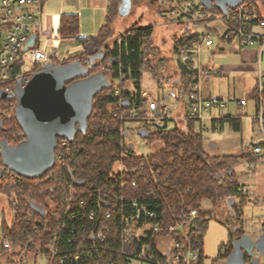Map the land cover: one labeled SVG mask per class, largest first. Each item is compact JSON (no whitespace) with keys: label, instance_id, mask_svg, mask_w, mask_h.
Returning <instances> with one entry per match:
<instances>
[{"label":"trees","instance_id":"1","mask_svg":"<svg viewBox=\"0 0 264 264\" xmlns=\"http://www.w3.org/2000/svg\"><path fill=\"white\" fill-rule=\"evenodd\" d=\"M121 2L122 0H107L103 23L91 36L77 35L79 30L77 14L60 15L52 32L53 37L74 38L81 44V51L63 59L52 55V63L64 66L75 61L83 70L90 67L88 75H100L107 83L93 96L92 110L86 116L82 128L74 127L73 140L69 146L72 144L76 146L65 154L60 163L53 164L37 179L16 175L9 177L6 172H2L0 193L7 198L9 207L13 205V195L17 196L19 204L14 206L18 211L15 214V224L9 226L2 218L0 232L6 235L5 239L13 241V244L20 243L23 251H32L36 243L27 242V236L37 241L41 238V242L37 243L42 245L41 251L48 255L45 248L48 235L59 228L57 247L59 256L64 259L63 264H93V261L106 260L111 256L118 259L121 253L123 264H129L143 244L148 247L147 255L151 253L159 261L165 262V254L158 251L157 245L164 237L169 236L186 242L193 250L199 248L196 259L187 264H203L205 259L203 237L207 229L209 211L201 207L202 201L211 198L216 202L231 197L233 202L230 208L233 213L238 210V206L243 208L248 196L238 183L233 166L240 160L246 159L255 163L259 158L241 151L235 155L209 153L204 148L203 133L197 128L198 123L187 116L184 117L183 127L175 125L168 128L166 119L153 123L158 129L156 132H151L147 125H143L150 132L145 140L159 139L162 142L161 148L157 151L141 155L134 151L132 145L126 143L128 128L126 120L121 118L122 115L129 112L143 115L144 106L148 101L141 88L142 72L149 67L153 74L154 69L145 57L144 43L153 36L154 27L152 24L134 22L114 37V26L120 16ZM151 4L157 8V13L163 15V18L166 17L163 14L168 11L169 5L166 0H151ZM257 4L258 18L263 19L264 0H259ZM197 24L200 23L193 25ZM201 36L202 34H191L186 26L173 45L175 76L183 86L184 93L188 88L189 71L181 62L180 54L186 45L200 39ZM96 53L102 54V58L96 57L91 65L89 58ZM84 60L88 63H83ZM20 66L21 60L17 58L12 63L11 72L15 74ZM9 68L7 67V70ZM85 76L87 75L83 74L77 79ZM17 81L13 79L7 81L14 93ZM255 92L256 87L250 95ZM12 98L11 100L1 98L0 101L3 108L9 103V116L6 118L0 116V168L2 151L17 145L24 138L21 124L15 116V101L14 97ZM221 123L222 126L228 123L235 131L240 130L239 119L226 116ZM120 162L124 165L123 172L115 171ZM49 174L51 175L48 176ZM73 179L82 180L84 183L76 186L72 183ZM132 181L135 182L134 185H131ZM68 185L73 186L76 196L71 199L70 209L66 211L64 204L60 202L68 190ZM149 190L152 192L151 196L146 194ZM98 192L107 195L111 204L115 203L117 206V210L112 211L109 218L104 215V207L102 209L97 207ZM50 195L54 196L60 205L48 217L50 221L47 222V226L49 231L51 230L48 234L44 232L42 223H35V219H40L41 222L43 220L41 210L39 215L34 214L29 220H25L21 214L28 209V206L22 205L24 197H30L32 199L30 207L35 208ZM233 207L237 208L236 211ZM188 209L196 210V215L190 225L184 228V232L167 231L166 225L175 224L180 215ZM146 211L152 212L153 216H148ZM131 218L139 225L143 222L157 223L160 229L158 232L149 231L139 240L131 238L130 243L125 245L119 230L125 227ZM103 227L108 231L104 232ZM102 229L106 235L104 242L96 237L97 232ZM91 231L94 233V240L89 238ZM241 233L243 231L240 228L235 231L230 229L232 239L234 235L239 236ZM1 240L0 253L9 254L6 264H20L21 262L14 261L17 255L4 248V242ZM79 243L82 244L81 253L84 255L74 263L73 256ZM229 248L228 253L231 246ZM83 249L89 250L87 253L91 258L87 257ZM51 264L59 263L54 259Z\"/></svg>","mask_w":264,"mask_h":264},{"label":"built area","instance_id":"2","mask_svg":"<svg viewBox=\"0 0 264 264\" xmlns=\"http://www.w3.org/2000/svg\"><path fill=\"white\" fill-rule=\"evenodd\" d=\"M168 3V11L166 14L170 16L171 24L178 25H190L194 23H206L209 21H219L225 25V30L221 34L222 40H232L235 39L240 47H250L257 46L260 50L264 46V18L259 19L256 11V5H258L259 0H244V2L236 7L233 10H230L228 13L223 14L220 11L208 10L201 6L198 0H166ZM40 4V0H0V91L12 94L14 97L13 90L7 84L9 80H18L21 81L22 85H25L29 76L39 67L46 63H52V55H47L40 49L34 46H27L26 50L23 51L25 44L29 37L34 34L37 37V41L41 38L42 32L38 23V16L36 14V9ZM260 11V10H259ZM52 39H54L52 37ZM213 44V40L208 34H202L201 38L194 40L186 45L180 54V60L183 64L186 65L188 73V88L186 92L187 96V106L188 112L187 117L194 119L201 130L205 128L202 124L203 120H208L211 123L213 130H221L220 122L227 114V108L229 104V99L224 96L219 97H204L201 89V80L206 71L202 68V64L199 61V52L203 46H210ZM55 55V54H54ZM56 56V55H55ZM17 58L21 60V66L19 71L15 74L11 72L12 63ZM83 63H88L87 60H84ZM28 64L29 67L25 69V65ZM7 67L9 70H7ZM117 91H114L116 93ZM1 101V99H0ZM15 101V97H14ZM238 104L243 106L246 104V99L241 98L238 100ZM255 114L254 119L257 127L261 133L259 141L246 140L243 141L241 145V153L249 154L259 159L264 160V74L260 73L256 81V92H255ZM9 103L5 104V108L2 107L0 103V116L6 118L9 116L8 113ZM144 114L137 115L133 112L122 115V119L128 121L132 120H142V121H151L161 122L163 120H171V117L168 118V108L167 106H160L156 100H149L144 106ZM22 136L23 133H22ZM71 141L66 138L59 137L57 138L55 150H54V164L60 163L65 154L67 155L69 150L75 148V144L69 146ZM252 162H249V167L252 166ZM2 167V166H1ZM124 165L120 162L115 171L123 172ZM6 172L9 177L15 176V174L9 172L8 170H3ZM49 174L48 176H50ZM17 176V175H16ZM76 180H72L74 185ZM122 186L124 182L121 183ZM135 182L132 181L131 185H134ZM77 186V185H76ZM2 194V193H0ZM147 195L151 196V190L147 191ZM3 195V194H2ZM62 201L60 203L64 204L66 211H69L70 201L73 200L76 196L75 189L72 185H68V190L63 194ZM4 196V195H3ZM13 205L8 206L10 211V221L7 225L13 226L16 221L17 210L14 206L19 204L17 196L13 195ZM54 196H49L45 198L44 202L35 206V208L30 207L32 204V199L30 197H24L23 206H28V209L24 211V214H21L25 220L33 218L34 214H40L39 210L42 211L41 218L35 219V223L39 222L44 228V232L47 233L49 228L47 222L49 223L48 217L54 213L57 209L59 202L55 201ZM7 201V198H6ZM97 207L102 209L104 207V215L106 218H109L112 211L117 210L116 204H111L108 200L107 195L98 192L97 196ZM8 205V202H7ZM148 216H153L152 212H147ZM91 215V214H90ZM196 215V210L188 209L186 212H183L180 215V219L175 222V224L166 225V230L169 232L183 231L184 228L192 222ZM92 217V216H91ZM127 221V220H126ZM128 224L123 226L119 232L121 239L125 245H128L131 238L139 240L145 236L146 233L158 232L160 225L152 222H143L140 225L134 221V218H131ZM104 230H99L96 234V237L101 242L105 241L106 235L104 232H107L108 229L103 227ZM112 229V228H109ZM115 229V228H114ZM36 230V229H34ZM51 231V230H50ZM49 231V232H50ZM60 229L56 228L53 232L49 234L46 248V255L41 251L42 245L37 243L41 242V238L35 240L31 236H27V242L34 243L32 251H23L22 245L20 243L13 244L11 240H7L6 235L0 232V239L3 243V247L9 249L15 255L19 262H23L25 258L24 255H44L47 259V264L56 259L59 264L64 263V259L58 254V239L57 234ZM104 231V232H103ZM118 231V229L116 230ZM12 234V233H11ZM93 231L89 232V238L94 240ZM20 242V241H14ZM82 243V241H80ZM32 243V244H33ZM79 243L76 252L73 256V262L76 263L79 260L80 256L84 254L82 252V244ZM163 246V247H162ZM157 249L162 254H165L166 261L161 262L154 255L150 253L147 255L148 247L145 244L141 245L140 250L134 255V259L140 260L143 262H148L151 264H187L189 261L195 260L199 248L191 249L188 244L182 240H176L169 236L164 237L159 241ZM83 252L87 254V257L91 258L88 254L89 250L83 249ZM88 252V253H87ZM3 254V253H2ZM0 253V256L2 255ZM123 254H119L118 259L114 256L108 257L106 260H98V262L93 261V264H123L124 261L121 259ZM9 254L5 260L0 259V264H5ZM27 257V256H26Z\"/></svg>","mask_w":264,"mask_h":264},{"label":"rangeland","instance_id":"3","mask_svg":"<svg viewBox=\"0 0 264 264\" xmlns=\"http://www.w3.org/2000/svg\"><path fill=\"white\" fill-rule=\"evenodd\" d=\"M63 0H51L48 4V8L52 11H57L61 8ZM129 13L126 16H122V19H117L119 21L115 22L114 32L115 36L121 31H123L127 26L131 25L134 22H139L143 25L152 24L154 27V34L152 38L145 41L146 49L150 51L151 55L149 58L152 59V55L154 54V48L156 45L164 51L167 49V46L163 43L168 42V36L164 35L163 31L168 32V27L166 25L167 22L164 21V16L157 13L156 7L151 4V0H132ZM163 16V17H162ZM214 25H219V21H209L204 23H200L198 25L190 24L188 25L191 28L192 33H203L208 34L213 40V46L220 44V34L213 29H206L207 27H212ZM170 26V25H168ZM166 28V29H165ZM172 30V27L170 26ZM221 27L219 28V32ZM45 33L42 34L41 38L38 40L37 47L40 48L44 53H54L56 56L58 54L59 59H63L77 53L81 49V44L76 39H62L61 46L57 49L52 45V36L51 30H44ZM172 34V31H171ZM55 39V38H54ZM61 41V40H59ZM222 44V43H221ZM158 48V47H157ZM156 48V49H157ZM159 49V48H158ZM151 50L153 53H151ZM67 51V52H66ZM207 49L202 48L200 51V60L207 58L208 55L206 53ZM223 51L220 49L216 50L214 53L215 62L224 61L225 59L219 58ZM97 59L95 60V62ZM69 64L73 65L76 68H80L79 64L75 61L70 62ZM29 67L28 64L25 65V69ZM160 68V66H159ZM158 68V82L157 84L154 78L150 77V68L146 67L142 72V86L144 91L151 100H156L160 106H167L168 118H173V113H175L176 109H178V103L180 101L184 102L187 100L186 94L183 93V86L180 84L179 86H174L173 88H169L171 85L168 81L167 76L163 73V70ZM252 73L248 70H232L222 73L221 75H212V79L214 82H211L210 86H204V88H208L211 92L210 97H219L224 96L225 98L231 99L229 106H236L237 100H240L241 97L246 98L247 105L244 106L243 112L248 116H254V102L251 95H246V87L243 86V82L245 79L250 81V75ZM210 84V83H209ZM178 97V98H177ZM236 111V110H235ZM233 111V112H235ZM242 129L241 131H234L230 129L227 125L223 127L222 130L216 131L213 130L211 124L208 120H203L202 124L205 128L202 130L203 139H204V148L211 154L221 155V154H231L235 155L240 152L241 145L243 141L250 139V135H248V122L245 119V116H242ZM143 125H147L151 132H156L158 129L153 123L149 120H132L126 122V128H128V134L126 133L125 141L127 144L132 145L134 151L141 155H146L157 151L161 148L162 142L159 139H154L152 141H148L142 139L138 134V128ZM183 127L182 121H169L167 122V127L171 128L173 126ZM197 128L198 125H197ZM255 132L253 135L254 141L258 140L261 137V133L258 127H254ZM252 139V140H253ZM214 143L215 146H212ZM233 170L235 172L236 178L239 183L244 185V191L246 190L248 194V201L244 205L243 208L233 207L236 211L233 213L231 208L228 205V199H222L220 201H216L219 204V207L214 206L211 198H206L202 201L201 207L205 210L211 211V218L224 220L226 225H223L226 230L231 229L233 231L236 228H240L243 233L247 234L252 239H256L260 234L264 233V160L258 159L255 163L253 162L252 168L249 167L248 160H240L237 164L233 166ZM214 201V200H213ZM215 202V201H214ZM237 206V204H236ZM209 211V212H210ZM232 212V213H231ZM10 211L7 205L6 197L0 194V224L2 218L5 223H9L10 221ZM213 222L209 223L210 229L212 228ZM223 226L219 230H215L213 234L211 233L210 242L211 246L209 247V253L214 255L218 252L219 245L221 241L216 240L217 235L223 230ZM228 228V229H227ZM209 229V230H210ZM235 233V232H234ZM227 234V233H226ZM240 234V235H241ZM239 235V236H240ZM237 235H234V239ZM238 236V237H239ZM233 240V239H232ZM163 247V246H162ZM9 250V249H8ZM8 252L3 253L0 256V259L5 260ZM27 256V257H26ZM23 262L20 264H47V259L44 255H36L31 256L26 253L24 255ZM205 260H207L205 258ZM14 261H18L17 257ZM221 260L219 264H222ZM129 264H151L148 262H143L140 260H132ZM260 264H264V255L260 258Z\"/></svg>","mask_w":264,"mask_h":264},{"label":"water","instance_id":"4","mask_svg":"<svg viewBox=\"0 0 264 264\" xmlns=\"http://www.w3.org/2000/svg\"><path fill=\"white\" fill-rule=\"evenodd\" d=\"M199 4L208 10L217 9L226 14L241 5L244 0H198ZM130 0H122L119 15L129 13ZM37 37L32 34L27 40V46H34ZM102 54L96 53L89 58L90 64ZM80 66V65H79ZM89 68L84 70L71 64L56 66L46 63L34 71L25 85L17 81L15 87V116L22 127L24 138L15 146L5 148L1 153L0 177L3 170L30 179H37L54 164V150L57 137L73 140L74 124L82 128L83 122L92 110V98L107 81L100 75H88ZM84 78L77 79L81 75ZM13 99L12 94L0 91V99ZM137 134L146 139L149 130L142 126ZM82 180H76L77 186L83 185ZM233 198H228L231 207ZM232 213V212H231ZM237 229V228H236ZM254 250L258 252L253 257ZM253 257L251 264H258L264 255V233L256 239L247 234H241L231 241V250L223 264H248L245 256ZM6 264V263H5Z\"/></svg>","mask_w":264,"mask_h":264},{"label":"crops","instance_id":"5","mask_svg":"<svg viewBox=\"0 0 264 264\" xmlns=\"http://www.w3.org/2000/svg\"><path fill=\"white\" fill-rule=\"evenodd\" d=\"M50 1L51 0H40V4L38 5V7L36 9V14L38 16L37 21L39 23V27H40V30L42 33L46 32L44 30L50 29L51 30V36L53 37L52 32L54 31V29L58 23L60 15L63 13H73V14L78 15L79 30H78L77 35L81 36V37L94 35L95 32L97 31V29L99 28V26L103 23L104 15H105V9H106V5H107V0H63L61 8L58 9L57 11H52L48 8V4ZM156 10H157V8H156ZM163 14L166 16L164 18V21H166L167 24L172 27V30H171L170 26L166 25L168 27L167 30L169 31V33L165 32L166 30L163 31L166 38L168 36V42L163 43L167 46V49H165L163 51L159 47V45H156L159 49L157 47H156L157 49L154 48V51H156V52H154V54L152 55V59H150L149 58L150 56H148V55H151L150 51L148 49H146L145 57L147 60L150 61L151 65L153 66L154 73L156 74L155 75L154 73L152 74L150 72V77L154 78L153 80H155V82H157V84H160L158 82L159 77H158V73H157L158 68L160 66L159 69L163 70V73L167 76L168 81L171 84L169 86V88L171 89L174 87L172 85H175V86L180 85L178 79L175 76V74H176V63H175V57L173 55V45H174V42L177 39L178 35L180 34V32H182L183 29L186 28V25L171 24L170 23V16L167 17L166 12ZM121 17L122 16L120 15L117 19H122ZM117 19H116V21H119ZM219 23H221V22H219ZM204 24H206V23H204ZM220 27H221V30L219 32ZM188 29H189V32L191 34H203V33H192L191 28L188 27ZM206 29H213L216 32H218L220 35L222 32H224L225 25L223 23H221L219 25L213 24L212 27H207ZM171 31H172V34H171ZM59 40H61V41H59ZM219 40L221 41L222 44L220 43V44H217L213 47H212L213 44L210 46H203L202 47V48L207 49V51H206L207 55L209 52V55L207 56V58L200 60V52H199V61L202 64V68L206 71V73L204 74V76L202 77V80H201V89H202L203 96L208 98L211 95V92L208 90V88L207 87L204 88V86H210L211 82H214L213 80H211L213 77L212 75H221L224 72H227V71L229 72L232 70L235 71L237 69L248 70L249 72L252 73L250 75V81L245 79V82H243V86H247L245 88L246 89V95L247 96L250 95L251 92L256 87V81H257L259 74L260 73L264 74V46L260 50L257 46L240 47L235 39H232L231 41H228V40L225 41V40H222L220 37ZM37 43L38 42H36V44H35L36 48H38ZM61 43H62V39H52V45L54 46L55 49L59 48L61 46ZM144 46L146 48L145 43H144ZM38 49H40V48H38ZM218 49H220V51H223L222 54L219 56V58L225 59L224 61L215 62V58L213 56H214L215 51ZM80 51H81V49L77 53H74L73 55L80 53ZM54 53H56V52H54ZM54 53L49 52L46 54L51 56V55H54ZM151 53H153L152 50H151ZM73 55H71V56H73ZM56 57L58 58V54ZM154 75L156 77H154ZM141 88L143 90L144 95L148 98V101L151 100V98L146 95L144 88L142 86V82H141ZM185 94L186 93H184V95ZM251 96H252L253 102H254V109H256L255 108V93ZM241 98H244V97H241ZM229 100L231 101V99H229ZM230 101H229V103H230ZM187 105L188 104H187L186 99L184 100V102L180 101L178 103V109H176L175 113H173L174 114L173 118H171V120H169V121H182L184 123V121H183L184 117L186 116V114L188 112V106ZM245 105H247V102ZM245 105L240 106L238 104V100L236 102L235 108L230 107L228 104L226 116H230L231 118L239 119V121H240V130L239 131H241V129H242V118L241 117L245 116L246 117L245 119H247V122H248V135H250V139H248V140H252L254 138L253 135L255 132L254 127L255 126L257 127V125L255 122L254 116L250 117V116L246 115L245 112H243ZM233 111H235V112H233ZM220 125H221V130L223 129V127L225 125H227L230 129L234 130L233 128H231L230 125H228V123H224L222 126V123L220 122ZM252 141H254V139ZM257 141H259V138ZM212 146H215L214 143L212 144ZM251 168H252V166H251ZM239 184L242 185V187L244 189V185L241 183H239ZM245 193L247 194L246 190H245ZM247 196H248V194H247ZM211 201L213 202L214 206L219 207L218 203H220V202L216 203L213 200H211ZM208 211H210V209ZM210 213H211V211L209 212L207 229H206V232H205L204 237H203V253H204L205 258L207 259V260L204 259L203 264H219V262L221 260L224 263L226 260L227 254H228V250L230 249L229 247L231 246L232 236L230 234V229L227 228L228 230H226V228H224V226H223V225H225L227 227L226 222L224 220H221V218H219V219L211 218ZM210 222H213L211 229L209 226ZM222 222H224V223H222ZM222 226H223V230H221V232L216 237V240L221 241V244L219 245V248H218V252L214 255H211L209 253V247L211 246V243H212V242H210L211 233L213 234V232L215 230H219Z\"/></svg>","mask_w":264,"mask_h":264},{"label":"flooded vegetation","instance_id":"6","mask_svg":"<svg viewBox=\"0 0 264 264\" xmlns=\"http://www.w3.org/2000/svg\"><path fill=\"white\" fill-rule=\"evenodd\" d=\"M77 125H78V124L75 123V124H74V127L77 126ZM257 256H258V252H257L256 250H254V255H253V257H257ZM262 256H263V255H262ZM262 256H261V257H262ZM253 257H250V256L246 255V256H245L246 262H247L248 264H251V260H252ZM261 257H260V258H261ZM258 264H260V259H259Z\"/></svg>","mask_w":264,"mask_h":264}]
</instances>
